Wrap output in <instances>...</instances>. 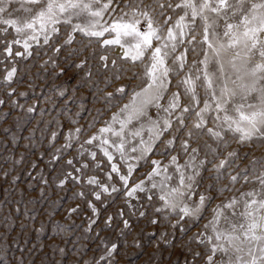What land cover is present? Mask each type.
<instances>
[{"label":"snow or ice","instance_id":"6c2138e0","mask_svg":"<svg viewBox=\"0 0 264 264\" xmlns=\"http://www.w3.org/2000/svg\"><path fill=\"white\" fill-rule=\"evenodd\" d=\"M40 48L43 71L50 64L59 81L46 97L58 117L50 151L33 152L34 129L4 142L0 181L5 196L19 194L6 211L0 204L6 229L17 220L30 228L37 251L60 256L49 264H119L129 249L145 252L140 264H264V0H0V106L36 113L39 100L25 107L27 92L14 85L18 58ZM86 94L110 115L85 138ZM141 161H150L145 172ZM50 185L75 186L91 213L83 231L54 212L38 219ZM81 211L73 203L65 217ZM9 247L0 246V264H25Z\"/></svg>","mask_w":264,"mask_h":264},{"label":"rangeland","instance_id":"374dc122","mask_svg":"<svg viewBox=\"0 0 264 264\" xmlns=\"http://www.w3.org/2000/svg\"><path fill=\"white\" fill-rule=\"evenodd\" d=\"M107 19V17H105ZM20 47V46H16ZM35 47V46H34ZM40 51L39 57H34L32 59H20V68L21 73L18 74V78L16 80V84L14 85L18 91H26L27 95L25 97H20V103L24 104L27 107L28 104L34 103V101L39 100V105L37 106L36 113L34 115L27 114L25 111L21 110L18 106H12L5 104L0 106V153L3 152L5 147H11V145H5V141H10L12 139V135L15 134L20 137H24L28 135L29 129H34L35 131V141L36 145L40 146L39 149H33V152H37L38 150L50 151L47 147V137L50 134L51 130L56 127V118L58 114L54 111H51L53 108V104L50 101L46 100V97H52L55 99V91L52 88L53 84H58L57 81L52 76V66L48 65V72L43 71V65L40 64V59H47L45 55L44 48L38 49ZM49 54L55 56L54 53L49 51ZM192 57L189 56V59ZM5 61V55L0 52V63ZM10 62V61H9ZM39 69V71H38ZM61 80H64V77H61ZM135 83H139V81H135ZM31 85V86H29ZM71 87V85H68ZM131 89V82H130ZM83 91V89H81ZM3 93V86L0 85V94ZM79 95V93H78ZM128 96L124 95L123 98L118 101H114V103L123 104L127 102ZM79 103V102H78ZM47 106L48 111H46L43 115H41L40 109L45 108ZM59 107V103L55 105ZM72 111L75 112L78 109L75 106H71ZM101 107V102H95L92 100V96L90 94L85 95L84 101V109L80 112V116L78 117L80 125H83L86 129H88V133H82L81 135L86 138L87 134H90L93 131H96L100 123L110 115V112L107 109H101L103 115H100L96 112L97 108ZM115 108H112L111 111H115ZM151 112L154 114L155 109H151ZM99 115V120L96 121L95 118ZM59 119L62 123H65V128H67V123L64 121L63 116H59ZM51 120V125H46V121ZM94 121L93 126L91 128L88 127V122ZM8 128L9 131L5 132L4 129ZM60 132L59 138L56 141V144H60L63 142V132L62 130H58ZM43 137V138H42ZM83 143V140L80 141ZM21 144L25 143L23 139L20 141ZM55 146V145H54ZM32 146L30 145V148ZM85 147H89V145H85ZM255 147V146H254ZM92 150H96L94 147ZM251 151L250 149H242V151ZM75 145L73 146L72 152H75ZM72 152L69 154L71 155ZM254 154L259 155V150L256 149ZM29 158H35L32 153H29ZM99 158V157H98ZM50 163L47 160V157L39 161L41 166ZM141 167L138 169L139 172H145L150 166L149 162L141 161ZM45 171L50 172L51 170L45 168ZM30 178V177H29ZM24 179V177H22ZM33 183H37L33 181ZM8 186L0 181V204H5L6 206L8 201H12L19 194L15 193L12 190H9L7 196H5V189ZM75 186L72 185L67 189L61 190L57 188L55 185H50L48 189L44 192L42 199V203L38 202L36 207L40 212V216L38 219L47 220L50 212H54V218L57 220L63 219L64 223L69 224L71 228L77 231H83L85 224L87 223V219L85 218V213L91 215L90 211L83 205V203L79 200H76L73 197V191ZM28 195L32 197H37L40 195L39 190L32 191L28 190ZM73 203H81L82 211L76 215H73L71 219H67L65 217V209L68 206H71ZM120 197H115V200L112 204H110L107 208V211L115 213L117 207L120 206ZM4 211H0V246H3L5 243L10 245L8 251L10 258L14 259L17 256H20L21 253L24 254V262L25 264H49L50 261H55L60 259V256L55 254L52 248L46 247L42 252L37 251L38 245L36 243L37 234L32 232L30 228L20 229L18 227L19 221L17 220L16 225L13 226L14 230H8L4 227ZM207 215V213H206ZM50 226L48 227V231H50ZM7 232V235H5ZM40 240L45 244H49L50 238L47 234V231L44 234H41ZM29 249H32L31 254H29ZM150 251V248L148 249ZM90 254V253H89ZM147 256L145 252L140 249H129V254H124L119 257V264H140L141 260H146Z\"/></svg>","mask_w":264,"mask_h":264}]
</instances>
